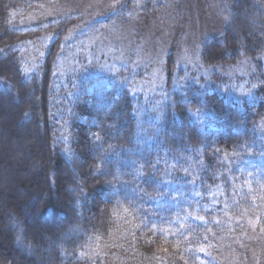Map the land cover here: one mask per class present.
I'll list each match as a JSON object with an SVG mask.
<instances>
[{"label":"trees","instance_id":"trees-1","mask_svg":"<svg viewBox=\"0 0 264 264\" xmlns=\"http://www.w3.org/2000/svg\"><path fill=\"white\" fill-rule=\"evenodd\" d=\"M251 1L203 44L200 82L167 57L146 93L126 63L76 64L77 15L33 26V1L0 0V177L15 188L0 193V264H263L248 237L264 226V0ZM241 56L263 71L245 89L222 72Z\"/></svg>","mask_w":264,"mask_h":264},{"label":"rangeland","instance_id":"rangeland-1","mask_svg":"<svg viewBox=\"0 0 264 264\" xmlns=\"http://www.w3.org/2000/svg\"><path fill=\"white\" fill-rule=\"evenodd\" d=\"M31 1L34 7L27 12L29 14L25 18V21L31 23L29 25L78 16V21L67 31L68 38L79 35L76 48L68 51L71 56L77 57L76 64H82L78 58L80 56L84 59L83 63L92 65L95 72L105 73L126 63L133 68L132 71L142 72L146 76V88L143 84L135 88L136 92L146 90V93L154 91L161 85L167 57H174L178 78L184 74L200 82V76L209 71L203 67L199 57L203 44L208 38L221 35L230 23L235 26L230 20V12L240 4L242 6L244 2V0ZM254 1L256 0L251 1L252 5ZM247 11L243 12L250 17V23L255 25L251 19L257 10L251 11L250 14ZM235 28L239 33V26L236 25ZM260 58L264 65V56ZM261 66L241 56L222 72L225 80L228 79L229 86L245 89L247 82L252 81L251 79L256 80L254 77L261 73ZM1 100V112L10 110L7 108L8 98L3 97ZM1 135L3 133L0 132V142H5L9 135L5 133L4 136ZM1 156L0 153V158ZM7 156L5 158L9 160ZM14 189L11 182H4L0 177V193ZM3 205L0 198L2 209ZM6 227L1 225V230ZM248 235L261 241L258 244L260 248L257 249L261 256L259 260L264 264V226ZM256 244L253 246L255 249Z\"/></svg>","mask_w":264,"mask_h":264}]
</instances>
